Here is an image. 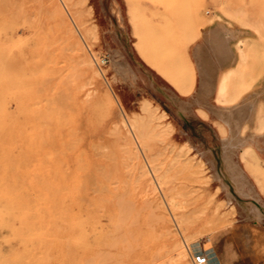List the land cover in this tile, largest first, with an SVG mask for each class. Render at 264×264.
I'll use <instances>...</instances> for the list:
<instances>
[{
    "label": "rangeland",
    "instance_id": "1",
    "mask_svg": "<svg viewBox=\"0 0 264 264\" xmlns=\"http://www.w3.org/2000/svg\"><path fill=\"white\" fill-rule=\"evenodd\" d=\"M217 22L247 37L238 99L264 57V0H0V264H179L167 225L182 247L263 254L247 225L264 218V163L245 160L252 198L254 184L217 173L170 112L175 94L208 95L198 41ZM125 118L142 131L140 169Z\"/></svg>",
    "mask_w": 264,
    "mask_h": 264
},
{
    "label": "crops",
    "instance_id": "2",
    "mask_svg": "<svg viewBox=\"0 0 264 264\" xmlns=\"http://www.w3.org/2000/svg\"><path fill=\"white\" fill-rule=\"evenodd\" d=\"M218 23L207 29L205 41L204 34L206 31L198 41L200 47L197 61L200 81L196 74L195 83L197 92L201 85L200 92L208 95H203V98L200 99H197V95L183 96L181 99L175 94L176 106H173L170 112L174 118L183 120L184 135L189 136L187 140L196 146L195 149L198 150L204 161L212 165L210 160L213 158L216 167L232 166L234 168L233 178L238 180L234 182L241 184L249 179L256 188L252 191L253 194H249V196L257 198L258 195L261 198L255 181L245 170V160L253 161V158L256 157L259 162L264 163V57L259 59L256 67H254L255 81L251 87L232 104L218 103L215 96L221 73L237 64L234 43L238 40L247 39L246 36L240 34L239 30H233ZM193 47L194 45L189 54L190 59L194 62ZM254 53L261 55L258 49ZM157 86L164 90L163 86L159 84ZM156 93L165 100L162 92L157 91ZM177 105L183 107L184 117L176 112ZM199 111H202L204 116ZM213 121L223 128V133L216 128L215 134H212L211 128L213 126L210 123ZM204 126H208L206 133L202 132ZM197 128L199 129L197 130ZM230 139L232 142H229ZM233 190L235 191V187ZM243 196L240 190L233 194V198L241 199ZM259 207L264 215V204L263 206L259 205ZM248 209L250 212V208ZM252 222L253 224L247 225L248 229L256 231L264 244V218L261 222ZM252 247L253 250L246 258H244L245 256L241 258L237 252L227 255L221 248L206 250L211 264H264V252L257 254L259 251L255 249L257 243H253Z\"/></svg>",
    "mask_w": 264,
    "mask_h": 264
},
{
    "label": "bare ground",
    "instance_id": "3",
    "mask_svg": "<svg viewBox=\"0 0 264 264\" xmlns=\"http://www.w3.org/2000/svg\"><path fill=\"white\" fill-rule=\"evenodd\" d=\"M53 5V4H52ZM54 7V5H53ZM59 7V6H58ZM57 10L54 8V10L52 11V13ZM58 13V11H57ZM56 13V14H57ZM62 13V12H60ZM236 17L239 18L240 21H242L243 23H247V19L245 18V15L242 14L241 12H235L234 13ZM63 16V13L60 14ZM59 16V15H58ZM62 16H60L62 18ZM239 21V22H240ZM244 26V25H243ZM252 28H255L257 30V26L254 25L252 26ZM234 47L236 48V54H237V64L235 67H229L227 70L223 71L221 73L220 76V80L217 86V92H216V96L215 99L218 101V103H224V104H232L235 102V100L237 99V95L239 94V92L241 91V88L243 87V80H244V75L248 69V61H249V52H248V47L245 41L243 40H238L234 43ZM84 56V55H83ZM85 58V57H84ZM93 59V58H92ZM84 62L89 66L92 67V62L91 60H84ZM85 65V64H83ZM82 65V66H83ZM96 70V69H95ZM97 71V70H96ZM2 73V71H1ZM1 76V74H0ZM5 76V74L3 75ZM91 77V76H90ZM4 78V77H3ZM10 79H8L7 81H9ZM39 80V78H38ZM76 81V80H74ZM36 82V81H35ZM84 98V97H83ZM144 108H146L147 110H151L150 105L149 104H145ZM156 112V111H155ZM202 112V111H201ZM200 112V113H201ZM153 113V112H152ZM203 113V112H202ZM72 114V113H71ZM154 115H156L155 113H153ZM152 115V118L154 117ZM160 117H164L166 116V113L164 111H161ZM159 118V117H158ZM157 118V119H158ZM87 120V119H86ZM90 122V121H89ZM122 125L126 128V134L125 135V145L127 147V150L130 152V154L136 159L137 164L139 166L142 165L141 161H140V157L137 153V148L136 145L138 144H142V139H143V135L140 134V129H138L139 126V122L136 124V122L133 119H122ZM119 124V123H118ZM115 125V124H114ZM138 125V126H137ZM118 126V125H117ZM159 126V125H158ZM140 127H142L140 125ZM99 128V127H98ZM118 128V127H117ZM119 129V128H118ZM121 130V129H120ZM123 131V130H122ZM142 132V131H141ZM121 134V133H120ZM123 135V133L121 134ZM123 135V136H124ZM117 136V135H116ZM119 138V137H118ZM122 140V139H121ZM73 144V143H72ZM75 144V143H74ZM124 145V144H123ZM122 146V144H121ZM138 147V146H137ZM140 150V149H139ZM139 152V151H138ZM210 155V154H209ZM213 159V158H212ZM211 159V160H212ZM210 163L215 166V161L214 159L211 161ZM145 161V160H144ZM147 163V162H146ZM148 168V167H147ZM215 171L217 173H219L221 171V169L223 167H216L215 166ZM148 172V171H147ZM147 172H145V168L143 169V175L147 176ZM232 174V173H231ZM152 175V174H151ZM226 176H229L228 174H226ZM230 178V177H228ZM89 180V179H88ZM91 180V179H90ZM233 180H235L236 182L238 181L237 178H233ZM90 182V181H89ZM93 185H95V183H93V180L91 182ZM107 184V183H106ZM92 185V186H93ZM109 185V184H108ZM151 187V186H150ZM150 192L155 191V188H149L147 189ZM161 202V201H160ZM162 206V205H161ZM241 208H243V213L247 214L249 212L248 207L242 205ZM167 209V208H166ZM165 213V212H164ZM170 215V214H169ZM171 216V215H170ZM167 217V216H166ZM168 223L166 224H174L176 229H179V222L175 219L174 216L171 217H167L166 218ZM76 222V221H75ZM71 223V222H70ZM165 225V223H164ZM168 227H165L166 229H169L168 233L165 232V236L167 237V239L174 241V249H173V258L179 261V264H187L185 262V256H187V253L189 254L190 250H198L200 249V245L198 243L195 242H191L193 243L191 247L186 246L187 244L185 243V240L183 239V244L184 247H182V244L179 243V241L177 240V235L175 233V231L171 230L169 228V225H167ZM167 231V230H166ZM179 231V230H178ZM184 248V249H183Z\"/></svg>",
    "mask_w": 264,
    "mask_h": 264
},
{
    "label": "built area",
    "instance_id": "4",
    "mask_svg": "<svg viewBox=\"0 0 264 264\" xmlns=\"http://www.w3.org/2000/svg\"><path fill=\"white\" fill-rule=\"evenodd\" d=\"M189 257L191 264H211L209 254L202 246L198 250H190Z\"/></svg>",
    "mask_w": 264,
    "mask_h": 264
}]
</instances>
